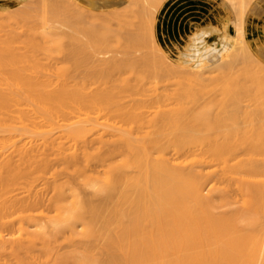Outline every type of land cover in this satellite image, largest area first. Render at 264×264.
<instances>
[{
    "label": "bare ground",
    "instance_id": "obj_1",
    "mask_svg": "<svg viewBox=\"0 0 264 264\" xmlns=\"http://www.w3.org/2000/svg\"><path fill=\"white\" fill-rule=\"evenodd\" d=\"M164 1L0 0V252L70 233L85 258L53 264H264V0H220L175 55Z\"/></svg>",
    "mask_w": 264,
    "mask_h": 264
},
{
    "label": "rangeland",
    "instance_id": "obj_2",
    "mask_svg": "<svg viewBox=\"0 0 264 264\" xmlns=\"http://www.w3.org/2000/svg\"><path fill=\"white\" fill-rule=\"evenodd\" d=\"M3 2H5V3H9V1H11V0H2ZM238 0H236V2H237ZM234 3H235V1H234ZM211 4V5H210ZM236 4V3H235ZM238 4L239 3H237V5L236 6H238ZM219 6V7H218ZM221 10V11H220ZM161 11H162V14L164 15L163 16V22H162V25H161V28H160V30H159V38L161 39V41L163 42V44L170 50V51H172V53L175 55L176 54V52L179 50V49H181V48H184V46H185V44L187 43L186 41H188L189 40V37H190V35L193 33V31L195 30V28H196V26L197 25H199V24H204L205 22H207V21H209V20H215V19H217L220 15H222V14H224L223 12H225L224 11V9H222V6L220 5V0H165L164 1V3H163V5H162V8H161ZM223 11V12H222ZM218 13V14H217ZM134 17V18H133ZM136 18V19H135ZM138 17L137 16H127V18L126 17H124V19L122 20V22H119V21H117L116 20V29H119V31H121V32H123V33H125V31L127 32V31H129L130 30V32H136L135 30V28L137 27V24L136 23H138L139 24V18L137 19ZM128 19V20H127ZM181 19V20H180ZM258 19V20H257ZM101 20H103V19H101ZM105 20H103V22H104ZM114 22H115V20H113ZM127 21V22H126ZM129 21V22H128ZM95 22L96 23H100V24H104L102 21H100V20H98V22H97V20H95ZM113 22V23H114ZM124 22H126L127 23V25L124 23ZM252 22L254 23V26H262V25H264V14L261 16V17H256V16H253L252 17ZM117 23H119V24H117ZM122 23V24H121ZM131 25H130V24ZM115 24H112V27H114L113 25H115ZM128 24H129V26H128ZM185 24V25H184ZM126 25V26H125ZM117 26H118V28H117ZM127 29V28H129V29H127V30H125V28ZM115 28V27H114ZM133 28L135 29V30H133ZM67 29V28H66ZM69 30V32L71 31V32H73V30H71L70 28L68 29ZM131 30H133V31H131ZM168 32V33H167ZM257 32H258V30L257 29H252V31H251V35H255V34H257ZM74 33V32H73ZM74 34H76L77 35V33H74ZM187 34V35H186ZM169 35V36H168ZM77 36H79L80 38L82 37V38H84V36L82 35V34H78ZM119 38L120 37H118V40H119ZM122 38H120V40H121ZM121 41H123V39L121 40ZM149 42H151V41H149ZM148 44V43H147ZM146 44V45H147ZM151 44V43H150ZM149 44V45H150ZM153 44V43H152ZM134 44H129V45H125V46H123V49H122V46H121V49L122 50H120L121 52L120 53H117V55L118 54H121L122 56L121 57H128L129 55H130V57H137L136 56V53H137V55L139 54V55H145L146 53L144 52V51H146V49L144 50V51H142L141 52V50H137V49H140V48H137V47H135V45L133 46ZM145 45V46H146ZM149 45L147 46V47H149ZM181 45V46H180ZM131 46H133L134 48H135V50H134V53H133V49L134 48H130ZM140 46H142V45H140ZM144 45H143V47H145ZM152 46V52H153V45H151ZM125 47V48H124ZM118 48V50H116L115 52H113L112 53V55H114V53H116L117 51L119 52V47H117ZM130 49V52L128 51L129 49ZM144 49V48H143ZM151 51V49H149L148 48V51ZM154 50H155V54L157 53V51H156V49H155V47H154ZM149 51V52H150ZM136 52V53H135ZM144 53V54H143ZM148 53V52H147ZM153 54V53H152ZM155 54H153V55H155ZM97 55V54H96ZM111 55V53H110V55L109 54H106V55H103V56H105V57H108V56H112ZM116 55V54H115ZM116 55V56H117ZM147 55H150V54H147ZM157 55H158V53H157ZM100 56H102V55H100ZM118 56H120V55H118ZM228 59V58H227ZM213 72H215V71H213ZM207 73V72H206ZM206 73L204 74V77L206 76H208L209 78H207V80H210V79H212V76L213 75H206ZM209 74L210 73H212V71L211 72H208ZM207 73V74H208ZM212 74H214V73H212ZM215 74H216V72H215ZM178 75V74H177ZM177 75H175V76H177ZM171 76H174V75H171ZM179 76V75H178ZM182 76H184V75H182ZM217 76V75H216ZM181 77V75L178 77V78H180ZM185 77V76H184ZM205 77V78H206ZM169 78H171V77H168L167 79H168V81H167V79L165 80V79H163L164 80V82L166 81L167 82V86L170 84H168V82H169ZM174 78V77H173ZM176 78V77H175ZM178 78H177V81H176V83H178ZM183 78V77H182ZM182 78H180V79H182ZM214 78V77H213ZM187 79V78H186ZM154 80V79H153ZM152 80V81H153ZM163 80L161 81V82H163ZM176 80V79H175ZM188 80V79H187ZM154 81H156V80H154ZM153 81V82H154ZM171 81V80H170ZM172 81H174V80H172ZM172 81H171V83H172ZM161 82H160V84H161ZM156 83V82H155ZM155 83H153L154 85H155ZM158 83V82H157ZM152 84V85H153ZM93 85V84H92ZM91 85V86H92ZM148 85V87H149V89H148V91H150V90H152V88H151V84L149 85V84H147ZM172 85V84H171ZM91 86H89V87H87L86 88V91H88V92H90V87ZM157 86H159V89L161 88V90H163L162 88L164 87V85L162 84L161 86H163V87H161L160 85H158L157 84ZM170 86V85H169ZM173 86V85H172ZM176 86H177V84H175L174 85V87L176 88ZM95 87H96V84H95ZM172 88L171 87V89H175V88ZM92 89L94 88V87H91ZM146 88H147V86H146ZM155 88V87H154ZM158 88V87H157ZM157 88H155V89H157ZM169 89H170V87H168ZM95 89V88H94ZM155 89H153V90H155ZM170 89V90H171ZM92 91V90H91ZM156 91V90H155ZM160 91V90H159ZM151 92V91H150ZM158 92V91H157ZM156 92V93H157ZM160 92H162V91H160ZM152 93H154V91H152ZM152 93H150V94H152ZM155 94V93H154ZM153 94V95H154ZM158 94V93H157ZM209 96V94H206V95H204V97L206 96V98ZM92 111V110H91ZM94 111V110H93ZM92 111V112H93ZM95 113H96V115H94L93 116V114H94V112L92 113V115H91V112H90V115L92 116V117H97V116H99V115H97L98 114V112H96V110H95ZM76 114L77 115H79V112L77 113L76 112ZM102 113H100V115H101ZM81 117H84V116H82L81 115ZM103 117H105L104 115H103ZM102 116L100 117V119H101V121H103V122H105L104 121V119L105 118H103ZM100 169V168H99ZM98 170V169H97ZM43 189H46V187H44V185H42L41 186ZM48 192V189H46V190H44V192ZM235 191V189H233V192H231V193H235L234 192ZM43 192V193H44ZM235 195V194H234ZM228 206H232V205H228ZM224 207V206H223ZM235 207V206H234ZM229 208H231V207H228V209ZM225 209L226 210H228L227 209V207H225ZM224 209V210H225ZM232 209V208H231ZM230 209V210H231ZM218 210V209H217ZM223 211V209H221V211L220 212H222ZM216 212V211H215ZM216 213H219L218 211L216 212ZM125 219H127V217L125 218ZM70 233H65V234H61L62 236L61 237H59L58 238V241H55V242H53V244H54V246L56 245V247L55 248H58L57 249V251L59 252L58 253V255L60 254V257H62L63 255L64 256H66L67 254L69 255V254H71V255H75V254H77L78 256H80V257H84V256H86V255H84V254H86V252H87V250H86V238H82V237H72L71 235H69ZM18 235H19V233H18ZM14 236H16V235H14ZM13 235L11 236V238H13L14 237ZM19 236H21V234L19 235ZM18 236V237H19ZM26 237V236H25ZM16 238H17V236H16ZM21 238H23V236H21ZM83 239H85V240H83ZM57 240V239H56ZM39 242L41 241L40 239L38 240ZM86 241V242H85ZM38 242V244L36 245V247H35V249H32V248H29V249H26V248H19V249H21V259H20V255L19 254H15V253H13V255H12V253H10L9 251H11V247H9V248H7V249H3V250H1V252H3V253H1L0 252V264H22V262H20L19 260H22V259H27L28 260V264H30V263H32V262H34L33 264H35V261H38V262H36L37 264H53V261H55L56 262V260H57V258L59 257H56V255L53 257L52 256V260L51 259H49V258H47V256L48 255H50V251H48V255L46 256V258H45V253H46V249H48L47 248V246H45L44 244H45V242H43L44 244H42V243H39ZM42 242V241H41ZM35 246V245H34ZM44 246L46 247V251L44 250ZM53 246V245H52ZM53 246V247H54ZM14 249V248H13ZM15 249H17V248H15ZM19 249H17V251H14V252H18L19 251ZM24 249V250H23ZM31 249L32 250H34V251H31ZM54 249V248H53ZM4 250H6V252L4 251ZM25 250H28V252H24ZM49 250V249H48ZM72 250H74V251H76L75 252V254L74 253H72L71 251ZM85 250H86V252H85ZM12 251V252H13ZM45 251V252H44ZM57 251H56V253H57ZM69 251H70V253H69ZM73 251V252H74ZM63 252H67L66 254H64ZM84 252V253H83ZM53 253V255L55 254V251H53L52 252ZM79 253V254H78ZM97 253V252H96ZM22 254H24V256H23V258H22ZM47 254V253H46ZM81 254H82V256H81ZM98 254L99 253H97V255L95 254V256H98ZM16 255H18L17 257H16ZM84 255V256H83ZM100 255V254H99ZM28 256V257H27ZM72 257V259L71 258H68L67 259V261H69V262H66V264H76L74 261V259L75 258H79L80 259V257ZM26 257V258H25ZM33 257L34 259H31V258ZM40 257V258H39ZM59 257V258H60ZM99 257V256H98ZM98 257H96L97 258V260H99V262H101V264H102V262L103 261H100V257L98 258ZM54 258V259H53ZM85 258V257H84ZM83 258V259H84ZM69 259H71V260H69ZM78 259V260H79ZM96 260V261H97ZM26 261V260H25ZM25 261H23V263L25 262ZM80 261V260H79ZM93 261V260H92ZM27 262V261H26ZM30 262V263H29ZM95 262V261H94ZM98 262V261H97ZM96 262V263H97ZM98 262V263H99ZM95 263V264H96ZM55 264V263H54ZM93 264V263H92ZM100 264V263H99ZM104 264H106V263H104Z\"/></svg>",
    "mask_w": 264,
    "mask_h": 264
}]
</instances>
